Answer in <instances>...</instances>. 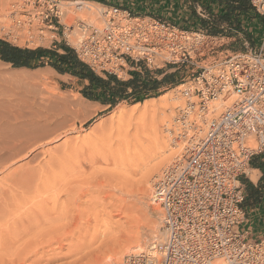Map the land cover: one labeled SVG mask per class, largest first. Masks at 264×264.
I'll list each match as a JSON object with an SVG mask.
<instances>
[{"label":"rangeland","instance_id":"obj_1","mask_svg":"<svg viewBox=\"0 0 264 264\" xmlns=\"http://www.w3.org/2000/svg\"><path fill=\"white\" fill-rule=\"evenodd\" d=\"M3 1L5 2V0ZM3 1L0 0V7L2 12H4L0 14V27L10 22L8 18V20L5 18L7 16L5 10L7 6ZM85 1L98 8H101L102 5L121 6L129 8L135 14L157 16L183 27L203 28L199 19L200 15L197 13H202L203 9L201 7L199 9L197 3L181 1L173 5L172 3L164 4L162 0ZM191 4L195 8V13L191 12ZM80 15H83L81 19L89 22H91L90 20L97 22L96 18L99 17L96 10L91 15V17L94 15L95 19H93L94 17L91 18L86 11H83ZM75 17H78V15L72 14L71 17H64L63 15L62 21L70 23ZM98 20L96 24L100 22L101 18H98ZM211 22L210 26L213 23L221 25V23L216 21ZM249 22L247 21L246 24H243L245 29H242L241 34L238 33V38L236 36L234 37L235 39L230 36L237 33L229 28L222 29V34L230 37V41L226 46L227 49H244V40L247 41L249 47L258 48L260 46L261 37L264 35V20L259 18L258 21H254L255 24L254 22L253 24ZM245 32H248V34ZM1 33L0 31V36H2ZM214 35H219V33ZM2 37L0 39H3ZM47 44L44 43V45L38 46L14 45L25 48L43 47L56 49L58 52H63L60 47L61 44L66 45L62 39L56 43L55 47L47 46ZM170 69V66L148 69L140 65L138 69H132L127 75H122L119 78L120 80H128L132 78V72L137 71L143 76L146 70L152 79L160 81L163 76H167L175 78V82L170 85L160 82L157 84L156 89L149 92L148 95L150 97L144 98L140 102H135L129 97L119 101L113 108L108 110L107 106L89 100L81 94L80 90L85 84L83 81L68 74L60 76L47 64L37 68H15L11 64L0 60V264H17L18 262L15 261L17 260L15 259L17 254L23 256L22 252L25 254L26 251L25 261L28 264H31V262L33 264H47L46 259L49 262L48 264H70V262L71 264H89L93 263L95 258L101 259V257H106L108 264H112L117 257L111 253H114L116 249L118 250L120 246L122 247L128 242L130 240L129 237H132V232L137 228H146L150 225V214L143 204L135 199L138 196L140 180L147 174L148 176L150 175L151 189L146 201H148L151 208L158 209L156 218L158 222L156 225L158 229L161 227V208L158 204L153 203L151 192L153 178L169 163L159 165L160 167H157L158 169L156 168L157 170L152 173L151 169H154L159 159H153L152 153L166 135L164 131V116H168V113L170 115L169 110H166L163 105H166V102H169L171 98L168 97L165 102L161 103L158 97L169 93V91L178 86L181 78V72H174ZM96 73L105 76L102 72ZM146 99L153 100H150L151 103L149 101L146 102L147 104L145 103V105L148 106L143 108L142 102ZM134 104H137V106H135L133 111L127 114L122 113L124 109H133L132 105ZM177 108L175 107L172 110L174 113H172L173 117H171L173 121L169 118L170 128H173L171 125L175 122L174 117L177 114ZM9 115L11 116L9 117ZM157 124L159 125L157 126ZM241 176H244V174ZM96 180L98 181L96 182ZM76 183L79 185L78 187ZM243 184L244 189H246V184ZM72 185L77 187L76 190V187L73 186L75 189L74 193L71 190L73 189ZM13 188L21 193L13 191ZM14 192H17V195ZM68 192L72 195H68ZM18 194L21 196H18ZM73 194L75 196L78 195V197ZM70 195L72 198L75 197L74 200H76H71L69 198ZM75 202L80 205L77 210L74 207ZM4 203L7 208H5ZM45 203H48V207ZM37 204L40 208L44 207L43 210L39 209ZM15 205H18V207ZM38 209L41 212L44 211L42 212L44 216L41 215L42 213ZM61 209H63L64 213ZM45 210H47V213ZM81 210L84 212H81L78 216L77 213H80ZM37 211L41 214L39 215ZM54 214L58 217L60 216V220ZM29 216L30 218H28ZM32 217L33 220H31ZM247 217V223L251 227V239L259 236L264 237V197L259 205L249 209ZM40 220L44 223L42 224ZM22 222L24 223L23 226H21ZM55 226L57 228L53 229ZM157 228L156 235L158 233ZM28 229L34 230L31 232ZM131 230L133 231L131 232ZM42 231L44 236L41 234ZM11 233L12 236L14 235L13 237L10 236ZM15 235L20 237V244L17 242L15 247L23 243L21 246L23 248L15 249L12 246L13 243H10L12 238L13 240L16 238ZM153 239H155V235L146 240L139 251L143 250ZM7 245L11 248L9 249ZM108 254L111 255L108 256ZM28 255H30V258H28ZM33 255H35V259ZM83 255L85 256L83 257ZM40 256L45 259L42 257L43 259L40 260ZM31 257L34 261L31 260Z\"/></svg>","mask_w":264,"mask_h":264},{"label":"built area","instance_id":"obj_2","mask_svg":"<svg viewBox=\"0 0 264 264\" xmlns=\"http://www.w3.org/2000/svg\"><path fill=\"white\" fill-rule=\"evenodd\" d=\"M60 1L5 0L10 22L0 37L52 47L62 39L92 71L118 79L140 65L181 72L186 100L171 131L184 144L151 192L161 208V237L112 264H264V237L251 239L243 228L240 180L264 151V37L258 48L244 40V49L229 50V36L115 5H102L98 24L78 17L66 24ZM247 1L264 16V0ZM212 100L223 103L218 114Z\"/></svg>","mask_w":264,"mask_h":264},{"label":"trees","instance_id":"obj_3","mask_svg":"<svg viewBox=\"0 0 264 264\" xmlns=\"http://www.w3.org/2000/svg\"><path fill=\"white\" fill-rule=\"evenodd\" d=\"M186 3H199L202 7L210 10L213 4L223 6L224 12L217 15V21H234L238 17V13L246 12L250 9V4L246 0H182ZM191 12L195 13V8L191 4ZM264 20V16L262 17ZM202 25L206 21L200 19ZM238 27V22L235 24ZM212 34L221 32L217 24L207 28ZM63 52L56 49L43 47L25 48L14 45L8 41L0 39V60L11 64L15 68H37L49 65L58 73H69L79 80L86 83L80 90L81 94L92 101L99 102L101 105L107 106V109L113 108L119 101L131 98L135 102H140L144 98L150 97L149 92L156 89L157 84L167 79V76L158 81L149 77L145 70L142 76L139 72H132V78L128 80H120L115 75L106 73L105 76L99 75L92 71L85 63L81 62L73 50L61 44ZM250 165L261 171V176L256 186L248 183V181L240 177L243 183H246V193L243 205L254 207L259 201L264 191V152L258 154L250 160Z\"/></svg>","mask_w":264,"mask_h":264},{"label":"bare ground","instance_id":"obj_4","mask_svg":"<svg viewBox=\"0 0 264 264\" xmlns=\"http://www.w3.org/2000/svg\"><path fill=\"white\" fill-rule=\"evenodd\" d=\"M3 1V0H2ZM4 2V1H3ZM5 3V2H4ZM2 5V4H1ZM60 6H61V10H62V18H63V15H64V17L65 16H72V14H76V15H78V17L79 18H81V16H83V15H80V14H82L83 13V11H86L87 13H88V15H90V17H91V15H92V13H93V11L94 10H96L97 11V13H98V18H101L102 19V12H103V9H102V7L101 8H98V7H94L91 3H89L88 1H85V0H62V1H60ZM1 13H4V12H2V10H1V7H0V14ZM85 13V12H84ZM94 14H96V13H94ZM8 16V15H7ZM7 16L5 17L6 19H7ZM87 16V15H86ZM96 16V15H95ZM94 17V15L91 17V18H93ZM98 18H96V21L98 22L99 20H98ZM65 19V18H64ZM93 19H95V17L93 18ZM8 20V19H7ZM68 20V19H67ZM91 22H92V20H90ZM97 22H92V23H97ZM64 23H66V22H64ZM66 24H69V23H66ZM180 87H182V85L181 84H179L178 86H176L175 88H173L171 91H169V93H165V94H162V95H160V97H158V100L159 101H161V103L162 102H165L167 99H168V97H170L171 98V102L169 101V102H166V105H163L164 106V108L166 109V110H169V112H170V115H169V113H168V116H164V121H165V125H164V131L166 132V135L161 139V141L159 142V144L157 145V147L155 148V151H153V159L154 158H156V159H158V163H156L157 165L154 167V169L152 168L151 169V173L154 171V170H157L160 166L159 165H165L166 163H171L172 161H173V159L177 156V155H179V153H180V151H181V149H182V145L184 144V143H182V141H176L175 139H173V133H172V131H171V128H170V121H169V118H171V117H173V112H172V110H174V108L175 107H178V106H181L183 103H185V100H186V98L185 97H183L181 94H180ZM170 94V95H169ZM193 97H190V99H192ZM150 100H153V99H146V100H144L142 103H143V108H145V107H147L148 105H145V103L146 102H150ZM231 102V99H229V100H227L226 102H225V104H228V103H230ZM151 103V102H150ZM154 103H155V101H154ZM138 104V103H137ZM137 104H134V105H132V108L133 109H124V110H122V113L123 114H127L128 112H130V111H133L134 109H135V106H137ZM147 104V103H146ZM152 104H153V102H152ZM155 104H157V103H155ZM211 105H213L214 106V109H215V114H218L219 112H220V110H221V106L223 105V103H221V102H219L218 100H212L211 101ZM152 106H155V105H152ZM158 106V105H157ZM158 107H160V106H158ZM162 108V107H161ZM164 109V110H165ZM218 109H219V111H218ZM9 110V109H8ZM12 111V110H11ZM13 112H14V110H13ZM216 112H218V113H216ZM6 113V112H5ZM173 113V114H172ZM7 114V113H6ZM5 114V115H6ZM11 115H9V117H10ZM2 117H4V116H2ZM1 117V118H2ZM1 120V119H0ZM170 120H172L173 121V119L171 118ZM14 121V120H13ZM3 124V123H2ZM1 125V124H0ZM159 124H157V126H158ZM175 122L171 125L172 127H173V129L175 128ZM2 129V128H1ZM1 136V135H0ZM76 146V145H75ZM78 147V146H77ZM150 157H152V156H150ZM149 157V158H150ZM76 158V157H75ZM84 160H86V159H84ZM88 160V159H87ZM75 161V160H74ZM78 161V160H77ZM76 161V162H77ZM92 161V160H91ZM90 162V161H89ZM93 162V161H92ZM150 162V161H149ZM80 163H81V161H80ZM79 163V164H80ZM168 165V164H167ZM67 166H69V165H67ZM79 166V165H78ZM166 166V165H165ZM164 166V167H165ZM69 167H72V166H69ZM77 167V166H76ZM93 167V166H92ZM158 167V168H157ZM163 167V168H164ZM84 168V167H83ZM89 168H90V166H89ZM157 168V169H156ZM93 169H95V168H93ZM69 170V169H68ZM71 170V169H70ZM80 170V169H79ZM86 170V169H85ZM162 170V169H161ZM161 170L158 172V174L157 175H159L160 174V172H161ZM72 171V170H71ZM84 171V170H83ZM74 172H76V171H74ZM73 172V173H74ZM82 172V171H81ZM71 173V172H70ZM80 173V172H79ZM84 174V173H83ZM257 171H252V173L250 174V177L253 179V180H256V177H257ZM63 175V174H62ZM69 175H71V174H69ZM156 175V176H157ZM150 176V175H149ZM148 176V174H147V176L145 175V176H143V178L140 180V184H139V188H138V190H139V192H138V196L135 198L136 200H138V202L139 203H142L143 204V206H144V208H146L147 209V212L150 214V216H151V218H150V225H148L146 228H137L135 231H133V230H131V232H132V237L130 238L129 237V241L128 240H126V241H128V242H126L122 247L120 246V248L117 250L116 249V251L114 252V253H111L112 255H116L115 257H117V259H114L115 260V262H118L119 260H121V258H122V255H128V254H130V253H137V252H139V249L144 245V243L146 242V240H148V239H150V238H152V237H154V235H155V239H153L152 241H150L148 244H147V246L148 245H150L152 242H154V241H156L157 239H159L160 237H161V234H162V231H161V227L158 229L157 228V208H151L150 206H149V203H148V201H146V198H147V196L150 194V189H151V186H150V177ZM155 176V177H156ZM82 177V176H81ZM154 177V178H155ZM80 178V177H79ZM97 178V177H96ZM120 178V177H119ZM154 178H153V181H154ZM72 179H73V176H72ZM71 179V180H72ZM75 179H76V177H75ZM92 179V178H91ZM100 179V178H99ZM61 180V179H60ZM98 180H96V182H97ZM70 183H71V181H69ZM65 183V182H64ZM69 183V184H70ZM73 183V182H72ZM77 184V183H76ZM78 187L79 185L77 184L76 186L75 185H72V187ZM135 186V185H134ZM56 187V186H55ZM74 187H73V189H74ZM77 187H76V190H77ZM20 188H22V187H20ZM23 188H25V187H23ZM27 188V187H26ZM25 188V189H26ZM38 188V187H37ZM53 188V187H52ZM57 188H58V186H57ZM65 188V187H64ZM80 188V187H79ZM14 189V188H13ZM69 189H70V185H69ZM73 189H71L73 192L72 193H74V191H75V189L73 190ZM123 189V188H122ZM12 190V189H11ZM30 190H32V189H30ZM38 190V189H37ZM57 190V189H56ZM2 191V190H1ZM7 192H8V190H6ZM13 191H17L16 189H14ZM12 191V192H13ZM19 191V190H18ZM17 191V192H18ZM23 191H24V189H23ZM25 191H27V190H25ZM49 191H51V190H49ZM69 191V190H68ZM11 192V191H10ZM17 192H14V193H16V195H17ZM20 192V191H19ZM32 192H34L33 190H32ZM38 192V191H37ZM43 192V191H42ZM62 192V191H61ZM71 192V191H70ZM13 193V194H14ZM21 193V192H20ZM23 193V192H22ZM57 193H58V191H57ZM135 193V192H134ZM13 194H11V195H13ZM41 194V193H40ZM39 194V195H40ZM51 194V193H50ZM60 194V193H59ZM69 194H71V193H69L68 192V195ZM1 195V194H0ZM9 195V194H8ZM20 194H18V196H19ZM25 195V194H24ZM34 195V194H33ZM72 195V194H71ZM71 195L69 196V198L71 199V200H74V198L75 197H78V195L77 196H75L74 194V198H72L71 197ZM14 196V195H13ZM21 196V195H20ZM93 196V195H92ZM10 197V196H9ZM15 197V196H14ZM24 197V196H23ZM32 197V196H31ZM36 197H37V195H36ZM96 197V196H95ZM100 197V196H99ZM6 198V197H5ZM4 198V199H5ZM35 198V197H34ZM57 198V197H56ZM88 198V197H87ZM104 198V197H103ZM19 199V198H18ZM58 199V198H57ZM79 199H81V198H79ZM78 199V200H79ZM1 200H3V199H1ZM64 200V199H63ZM76 200V199H75ZM74 200V201H75ZM88 200H89V198H88ZM42 201V200H41ZM40 201V202H41ZM44 201V200H43ZM54 201V200H53ZM92 201V200H91ZM2 202V201H1ZM9 202V201H8ZM61 202V201H60ZM73 202V201H72ZM83 202V201H82ZM81 202V203H82ZM14 203H16V202H14ZM20 203V202H19ZM18 203V204H19ZM27 203V202H26ZM25 203V204H26ZM29 203V202H28ZM30 203H31V201H30ZM59 203V202H58ZM80 203V202H79ZM91 203V202H90ZM5 204V203H4ZM11 204V203H10ZM17 204V203H16ZM39 204V203H38ZM38 204H37V206H38ZM44 204V203H43ZM46 204V203H45ZM93 204H94V202H93ZM2 205H3V203H2ZM1 205V206H2ZM40 205H41V203H40ZM47 205V207H48V203L46 204ZM113 205V204H112ZM5 206H6V204H5ZM15 206H17L18 207V205H15ZM45 206V205H44ZM52 207H53V205H51ZM51 206H50V208H51ZM66 206V205H65ZM80 205L79 204H77L76 202L74 203V207H76V210H77V208L79 207ZM4 207V206H3ZM8 207H9V205H8ZM21 207V206H20ZM19 207V208H20ZM39 207V206H38ZM68 207V206H67ZM85 207V206H84ZM88 207V206H87ZM5 208H7V206L5 207ZM44 208V207H43ZM43 208H40L39 207V209H41V210H43ZM56 208V207H55ZM54 208V209H55ZM73 208V207H72ZM82 208V207H81ZM104 208V207H103ZM116 208V207H115ZM127 208H128V206H127ZM1 209V208H0ZM21 209V208H20ZM19 209V210H20ZM27 209H30V208H27ZM37 209V208H36ZM35 209V210H36ZM38 209V211H40ZM45 209H47V208H45ZM53 209V210H54ZM57 209V208H56ZM75 209V208H74ZM80 209V208H79ZM132 209V208H131ZM12 210V209H11ZM48 210V209H47ZM47 210H45L46 211V213H47ZM52 210V211H53ZM62 211H63V209H61ZM82 210H84V209H82ZM80 211V213H77L78 214V216H79V214H81V212H84V211ZM30 211V210H29ZM32 211V210H31ZM37 211V212H38ZM60 211V210H59ZM66 211V210H65ZM94 211V210H93ZM125 211H126V209H125ZM35 212V211H34ZM41 212V211H40ZM42 212H44V211H42ZM41 212V213H42ZM49 212V211H48ZM57 212H58V210H57ZM67 212H69V210H67ZM79 212V211H78ZM97 212V211H96ZM108 212V211H107ZM29 213V212H28ZM31 213V212H30ZM40 213V214H41ZM45 213V214H46ZM53 213V212H52ZM55 213H56V210H55ZM61 213V212H60ZM63 213H64V211H63ZM66 213V212H65ZM74 213V212H73ZM27 214V213H26ZM38 214H39V212H38ZM39 214V215H40ZM44 213H42L41 215H43ZM67 214V213H66ZM30 215V214H29ZM36 215H37V213H36ZM38 215V216H39ZM48 215V214H47ZM52 215V214H51ZM55 215V214H54ZM53 215V216H54ZM44 216V215H43ZM42 216V217H43ZM49 216V215H48ZM62 216H64V215H62ZM71 216V215H70ZM91 216V215H90ZM51 217V216H50ZM55 217H57V218H59L58 216H56L55 215ZM80 217H81V215H80ZM83 217V216H82ZM94 217V216H93ZM27 218V217H26ZM28 218H30V216L28 217ZM27 218V219H28ZM37 218V217H36ZM41 218V217H40ZM45 218H46V215H45ZM56 218V219H57ZM38 219V218H37ZM48 219H51V218H48ZM89 219V218H88ZM87 219V220H88ZM31 220H33V217L31 218ZM36 220V219H35ZM39 220V219H38ZM43 220V219H42ZM52 220L54 221V219L52 218ZM59 220H60V218H59ZM64 220V219H63ZM75 220H77L76 218H75ZM44 221V220H43ZM46 221V220H45ZM49 221V220H48ZM57 221H58V219H57ZM91 221V220H90ZM15 222H17V221H15ZM36 222V221H35ZM34 222V223H35ZM40 222H42L41 220H40ZM49 222H51V221H49ZM49 222H47V223H49ZM55 222V221H54ZM72 222V221H71ZM6 223H7V220H6ZM11 223V222H10ZM18 223V222H17ZM23 223V222H22ZM21 223V224H22ZM33 223V224H34ZM36 223H38V222H36ZM44 222H42V224H43ZM46 223V224H47ZM53 223V222H52ZM52 223H50V224H52ZM56 223V222H55ZM20 224V225H21ZM41 224V223H40ZM49 224V225H50ZM54 224V223H53ZM59 224V223H58ZM15 225H16V223H15ZM24 225V223L21 225V226H23ZM94 225V224H93ZM17 226H18V224H17ZM45 226H47V225H45ZM44 226V227H45ZM52 226V225H51ZM60 226H61V224H60ZM26 227V226H25ZM24 227V228H25ZM31 228H32V226H30ZM29 227V228H30ZM36 227V226H35ZM41 227H43V226H41ZM49 227V226H48ZM53 227V226H52ZM65 227V226H64ZM14 228V227H13ZM15 228H17V227H15ZM19 228V227H18ZM17 228V229H18ZM37 228V227H36ZM36 228H34V229H36ZM57 227L55 226L53 229H56ZM62 228V227H61ZM60 228V229H61ZM156 228H157V235H156ZM7 229V228H6ZM16 229V230H17ZM19 229H22V228H19ZM27 229V228H26ZM33 229V230H34ZM39 229V228H38ZM43 229V228H42ZM59 229V228H58ZM67 229V228H66ZM132 229V228H131ZM8 230V229H7ZM15 230V229H14ZM25 230V229H24ZM23 230V231H24ZM31 229H28V231H30ZM33 230H31V232L33 231ZM49 230V229H48ZM50 230H51V228H50ZM10 231V230H9ZM22 231V230H21ZM41 231V230H40ZM71 231V230H70ZM5 232V231H4ZM11 232V231H10ZM9 232V233H10ZM30 232V233H31ZM38 232V231H37ZM45 232H47V231H45ZM50 232V231H49ZM3 233V232H2ZM7 233H8V231H7ZM14 233V232H13ZM16 233V232H15ZM27 233V232H26ZM29 233V232H28ZM43 233V231L41 232V234ZM65 233V232H64ZM67 233V232H66ZM1 234V233H0ZM5 234V233H4ZM34 234V233H33ZM85 234V233H84ZM43 235V234H42ZM48 235V234H47ZM54 235V234H53ZM61 235V234H60ZM66 235V234H65ZM7 236H9V235H7ZM10 236H12V233L10 234ZM14 236V235H13ZM12 236V237H13ZM16 236V235H15ZM18 236V235H17ZM16 236V238L13 240V238L12 237H10V238H12L11 239V242L10 243H13L12 244V246L13 247H15V244L18 242L19 243V238L20 237H17ZM28 236V235H27ZM35 236V235H34ZM38 236H40L39 234H38ZM44 236V235H43ZM92 236V235H91ZM6 237V236H5ZM23 237V236H22ZM41 237V236H40ZM39 237V238H40ZM55 237H56V234H55ZM63 237V236H62ZM78 237V236H77ZM87 237V236H86ZM36 238V237H35ZM34 238V239H35ZM7 239L9 240V238L7 237ZM25 239V238H24ZM31 239V238H30ZM38 239V238H37ZM51 239V238H50ZM60 239V238H59ZM95 239V238H94ZM118 239V238H117ZM27 240V239H26ZM34 241V240H33ZM39 241V240H38ZM40 241H43V240H40ZM57 241H58V238H57ZM81 241V240H80ZM4 242V241H3ZM9 242V241H8ZM24 242V241H23ZM27 242V241H26ZM70 242V241H69ZM74 242V241H73ZM22 243V242H21ZM29 243V242H28ZM47 243V242H46ZM49 243V242H48ZM95 243V242H94ZM20 244V243H19ZM23 244V243H22ZM22 244L20 245V246H18L17 247V245H16V247H15V249H19V248H23V247H21L22 246ZM59 244V243H58ZM93 244V243H92ZM3 245V244H2ZM1 245V246H2ZM8 245H10V244H8ZM8 245H7V247H8ZM77 245V244H76ZM76 245H75V247H76ZM43 246V245H42ZM89 246V245H88ZM147 246L145 247V248H143V250H145L146 248H147ZM44 247V246H43ZM60 247H62V246H60ZM9 248V247H8ZM11 248V247H10ZM9 248V249H10ZM96 248V247H95ZM13 249V248H12ZM27 249V248H26ZM25 249V250H26ZM68 249V248H67ZM74 249V248H73ZM136 249H137V251H136ZM22 250V249H21ZM21 250H19V251H21ZM69 250H71V249H69ZM76 250H77V247H76ZM97 250V249H96ZM100 250V249H99ZM114 250V249H113ZM143 250H140V251H143ZM24 251V250H23ZM83 251V250H82ZM88 251V250H87ZM136 251V252H135ZM1 252V251H0ZM31 252V251H30ZM34 252H36V251H34ZM34 252H33V254H34ZM39 252V251H38ZM37 252V253H38ZM89 252V251H88ZM91 252V251H90ZM99 252V251H98ZM26 253H27V251L25 252V254L22 252V254H23V256H21V255H19V254H17V258H15V259H17V260H15L16 262H18L17 264H26L27 262L25 261L26 260ZM45 253V252H44ZM72 253V252H71ZM78 253H80V252H78ZM95 253V252H94ZM97 253V252H96ZM7 254V253H6ZM5 254V255H6ZM41 254V253H40ZM86 254V253H85ZM111 254H108V256L109 255H111ZM31 255V254H30ZM30 255H28L29 257L28 258H30ZM36 255V254H35ZM35 255H33L34 256V259H35ZM43 255V254H42ZM94 255V254H93ZM96 255V254H95ZM120 255V256H119ZM73 256V255H72ZM85 255H83V257H84ZM86 256H88L87 254H86ZM41 257V256H40ZM43 257V256H42ZM40 258V260L41 259H43V258ZM81 257V256H80ZM79 257V258H80ZM95 257H97V256H95ZM4 258H6V257H4ZM11 258V257H10ZM38 258V257H37ZM50 258V257H49ZM88 258H89V256H88ZM1 259H3V258H1ZM34 259L31 257V260H33L34 261ZM45 259V258H44ZM51 259V258H50ZM91 259V258H90ZM10 260V259H9ZM29 260V259H28ZM27 260V261H28ZM44 261V260H43ZM46 261H47V264L49 263L48 262V260L46 259ZM79 261H83V260H79ZM94 262L92 263L91 261V263L92 264H108V261H107V258L106 257H101V259H94L93 260ZM26 262V263H25ZM70 262V261H69ZM68 262V263H69ZM74 262V261H73ZM88 262V261H87ZM115 262H113V263H115ZM13 263H15V262H13ZM36 263V262H35ZM41 263V262H40ZM43 263V262H42ZM91 263H89V264H91ZM8 264H10V263H8ZM28 264V263H27ZM31 264H33L32 262H31ZM44 264V263H43ZM70 264H71V262H70Z\"/></svg>","mask_w":264,"mask_h":264},{"label":"crops","instance_id":"obj_5","mask_svg":"<svg viewBox=\"0 0 264 264\" xmlns=\"http://www.w3.org/2000/svg\"><path fill=\"white\" fill-rule=\"evenodd\" d=\"M182 0H162V3H164V4H170V3H172L173 5L174 4H176V3H180ZM247 1V0H246ZM248 2V1H247ZM188 3H190V2H188ZM248 4H250L249 2H248ZM197 5L198 6H200L207 14H208V16H209V18H210V20L211 21H216V22H219V23H221V25H219V24H217V27H218V29L219 30H221V32H219V34H221V35H223L222 34V32H223V30L222 29H224V28H229L230 30H232V31H234L235 33H237V34H234L233 36H230L232 39H235L234 37H236L237 36V38H238V33L239 34H241V31H243L242 29H245V28H243V24L245 23L246 24V22L247 21H250L249 23L250 24H253V22L254 21H258L259 20V18H262L261 17V15H259L255 10H254V8L250 5V9L246 12V14H243L242 12H239L238 13V17H237V19L236 20H234V21H232V22H230V21H217L216 19H217V15L218 14H222L223 12H224V8H223V6L221 5V6H219L218 4H213V6H212V8L210 9V10H207V9H205L204 7H202L199 3H197ZM199 19H203V20H205L206 21V23H205V25H202L203 26V28H208V27H210V24L212 23L210 20H208V19H206V18H202L201 16L199 17ZM236 22H238V27L235 25L236 24ZM200 23H201V21H200ZM202 24V23H201ZM254 24H255V22H254ZM257 24V23H256ZM238 29H240V30H238ZM247 31V30H246ZM245 33H247L248 34V32H245ZM225 36H227V35H225ZM263 37H264V35L261 37V42H260V46H261V44H262V41H263ZM244 39H245V36H244ZM259 46V47H260ZM54 70V69H53ZM56 71V70H55ZM57 72V71H56ZM58 73V72H57ZM60 76H62V75H65V74H68V75H70L71 77H74V76H72L71 74H69V73H63V74H61V73H58ZM74 78H76V79H78L77 77H74ZM84 83H86V80H84L83 81ZM174 79L173 78H171V77H167V79L165 80V81H163V83L164 84H174ZM264 152V151H263ZM263 152H261V153H263ZM261 153H259V154H261ZM258 155V154H257ZM254 156H256V155H254ZM253 156V157H254ZM252 159V158H251ZM252 171H257V177H256V180H253L251 177H250V174L252 173ZM260 176H261V171L258 169V168H256V167H252L251 165H250V162H249V166H248V168L246 169V172H245V174H244V176H240V177H243V178H245L246 180H247V178H248V183H251L252 185H254V186H256L257 185V183H258V180H259V178H260ZM246 184V183H245ZM264 197V191H263V193H262V196L260 197V201L256 204V205H259L261 202H262V198ZM255 205V206H256ZM255 206L254 207H247V206H245V208H246V215L249 213V209H253V208H255ZM247 221H248V217L246 218V222L243 224V228L245 229V230H247V232H248V234H249V237L250 238H252L251 236H250V232H251V227H250V225L247 223ZM260 237V236H259ZM259 237H257V238H259ZM255 239V238H254Z\"/></svg>","mask_w":264,"mask_h":264}]
</instances>
